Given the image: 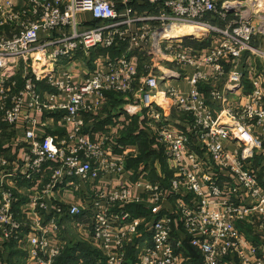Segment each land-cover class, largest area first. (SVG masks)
<instances>
[{"label": "built area", "instance_id": "built-area-1", "mask_svg": "<svg viewBox=\"0 0 264 264\" xmlns=\"http://www.w3.org/2000/svg\"><path fill=\"white\" fill-rule=\"evenodd\" d=\"M19 1L0 4V126L14 129L24 117L32 128L24 132L22 160L10 161L0 152L2 242L23 244L29 264H55L64 248L60 219L75 220L84 213L80 205H58L59 194L69 186L78 191L79 182L121 174L123 161L108 159L104 142L80 137L75 144L54 149L49 136L37 139L36 122L29 113L50 107L39 93L37 75L27 74L25 67L19 89L6 75L21 63H57L102 48L121 52L105 64L106 71L93 73L80 85L72 82L68 72L62 74V80L54 73L46 75L52 88L48 102L64 97V104L59 105L65 113L61 121L72 124L76 133L82 125L79 115L100 107L107 92L135 91L139 77L134 52L149 57L154 69L140 80L145 87L141 102L155 129V144L173 169L168 189L150 182L135 184L145 201L135 196L132 186L94 192L87 208V228L82 229L103 252L104 264H125L129 246L135 253L134 264H180L184 254L173 238L175 226H180L190 246L200 253L202 264H264V251L237 227L249 223L264 232V183L248 166L254 150L260 148L256 129L264 138V92L256 79L249 78L247 101L234 104L245 89L241 58L251 51L256 34L253 19L260 16L247 17L241 11L244 0ZM85 13L94 23L82 28L78 17ZM213 20L220 24H211ZM182 26L197 27L214 42L199 54L190 51L182 39L167 38L170 31ZM255 53L264 57V52ZM201 64L209 66L215 77L228 75L223 90L210 93L221 106L219 114L201 94L200 83L211 77L201 70ZM186 67L194 69L187 92L165 84L186 79L178 71ZM164 105L187 117L188 133L169 127L163 119ZM226 143L234 148L228 149ZM22 181L29 183L23 189L27 201L16 212L14 191ZM168 199L173 201L172 214L154 213L148 239L138 240L141 219L126 207L145 202L156 208Z\"/></svg>", "mask_w": 264, "mask_h": 264}, {"label": "crops", "instance_id": "crops-1", "mask_svg": "<svg viewBox=\"0 0 264 264\" xmlns=\"http://www.w3.org/2000/svg\"><path fill=\"white\" fill-rule=\"evenodd\" d=\"M4 1L5 0H0V4ZM13 1L15 4L20 3L19 0ZM143 8L144 7H141V9ZM78 19L82 23V28L90 27V25L94 23L91 16L87 13L80 14ZM253 24L256 27V34L250 43L251 51L245 52L241 58V70L244 74L243 83L245 89L234 99V104H242L247 101L245 95L251 90L249 78L256 79L259 87L264 92V57L258 56V54L255 53L256 50L264 52V26L262 25V19H253ZM201 34H203V32H197L190 36H193L191 38L196 39V36L200 37ZM186 38L182 39V41L184 40L183 44L185 46L188 44L189 46L187 47L192 52L202 54L207 50V47L210 46L207 45V42L201 40L206 38V36H203L198 40ZM120 52L121 50L96 48L87 54L77 53L71 60L58 59L57 63L52 62L51 60L28 62L27 64L21 63L20 66L12 70V72H6V75L9 76L8 79L16 82L17 89L22 87V77L25 73V67L27 74L33 75L34 72L37 75L36 85L43 101L50 103V107L42 112L29 113L30 118L34 119L36 122L34 132L37 139L49 136L52 139L53 148L58 149L65 143L72 145L77 143L80 137H88L97 143L104 142L103 152L108 159H121L123 161V170L119 176L112 174L96 181L91 180L89 182H79L78 191L73 192V189L69 186L59 194L60 200L57 204L63 208H69L73 205H80L83 208L84 217H78L82 218V220L88 217L87 208L89 207L91 197L97 190H113L122 186H132L135 196H141L142 200L145 201V196L143 195L142 190L135 187L136 183H156L160 184L163 188L168 189L169 182L173 176V169L171 168L172 164L166 160L162 148L155 144V129L150 126L149 122L151 120L141 102L145 87L140 83V80L146 77L154 69L149 57L143 56V54L139 52H134V64L137 68L139 77L135 91L132 94L107 92L105 95V101L100 107L91 108L79 115L78 119L82 121V125L80 126V130L76 133L74 132L75 128L72 124L61 121V118L65 113L64 110L59 109V105L64 104V97L57 98L53 102H48L47 94L51 92L52 88L46 83V75H52L54 73L53 75H55L58 80H62V74L68 72L71 74L72 82L76 85H80L93 73L97 71H106L105 64L116 59ZM201 70L209 76L211 75L208 81L200 83L199 88L201 94L206 99L207 103L211 105L213 111L219 114L221 106L217 101L211 98L210 93L213 89L222 91L228 79V75L224 74L220 78L215 77L213 75V70L205 64H201ZM178 71L186 74V79L168 80L165 84L167 86H174L180 91L187 92L189 90L188 78L194 73V69L186 67L179 69ZM162 90L163 88L161 86L160 91ZM161 100L163 99L161 98ZM161 108H163V119L172 130L177 133L189 132V122L184 114L176 111L171 106L164 105ZM26 113L27 106L25 104L23 107V116ZM31 128L32 127L24 120V117L19 118L14 129L0 126V152L8 158V160H22L26 151L24 132ZM256 134L257 136H260V148L254 150L253 158L248 160V162H250L248 166L257 173V176L263 185L264 138L260 135L259 129H256ZM225 145L228 149L234 148L230 143H226ZM193 151L199 155L203 154L200 148H194ZM224 181L226 180L224 179ZM27 185H29L28 182L22 181L17 185L16 190L14 191L16 197L14 210L16 212H20V209L25 206L27 196L23 189H25ZM46 199L49 201V198ZM20 200L21 202L19 203ZM131 206L141 207V211H138V215L130 212L129 207ZM172 209V199L165 200V202L156 208L145 202L131 204L126 207V210L135 217L141 219L142 224L140 226V236L138 237V240L144 239V235L146 236L149 234L154 213L160 212L172 214ZM90 214H92V212ZM62 220L67 221L71 227L76 226L74 222H70L72 220L69 218H61L59 224ZM239 225L243 228L245 227L248 234H245V231L241 230ZM70 226H67L69 228L61 229L60 225V242L64 245L62 253L71 241H78L92 251H90L89 254L86 252H76V261L73 263L81 262L82 264H87V262H89L90 264H104L105 257L103 252L98 245L91 240L87 232L82 229L84 225L82 223L80 224V231H75L73 228L71 229ZM237 227L249 240L260 244V246H262V251H264V232H261L259 227L249 223H238ZM64 229H66V232ZM173 238L174 241L180 242V249L184 254V258L180 264H188L191 260L196 261L195 264H202L200 253L195 248L191 246L194 251L193 255L189 254L187 251V247L190 244L180 226L174 227ZM133 251L134 250L131 246L127 248L125 264H134L135 253ZM27 255V249L23 247V244L18 245L14 242L5 243L2 242L0 238L1 264H29L26 257ZM197 255L199 257L198 260ZM233 264L235 263L233 262Z\"/></svg>", "mask_w": 264, "mask_h": 264}, {"label": "rangeland", "instance_id": "rangeland-1", "mask_svg": "<svg viewBox=\"0 0 264 264\" xmlns=\"http://www.w3.org/2000/svg\"><path fill=\"white\" fill-rule=\"evenodd\" d=\"M241 11L243 12V13H245L246 15H247V17H256V16H260V19H262V21H263V26H264V0H244V3L242 4V7H241ZM258 12V14H255V13H257ZM256 20H258V19H256ZM211 24H213V25H215V26H217V25H219L220 23L219 22H217L216 20H213V21H211L210 22ZM207 34L206 33H204L203 32V35L202 36H200V37H198V36H196L197 38V40L198 39H201V37H205ZM188 38H186V39H194V38H191V36L189 37V36H187ZM196 39H194V40H196ZM201 40H203L204 42H207V45L209 46L212 42H214V39L213 38H204V39H201ZM182 42H184V40L182 41ZM188 45V44H187ZM189 46V45H188ZM136 57H138V56H136ZM140 57V56H139ZM150 60V59H149ZM21 195V194H20ZM21 202V200L19 201V203ZM155 217V216H154ZM153 219V218H152ZM85 220H87V217L86 218H84L83 220H82V218H76L75 220H72V221H70V222H74V224L76 225V226H73V227H71L68 223H67V221H64V220H62L61 221V223H60V225H61V229H63V227L64 228H69V227H67V226H70V228L72 229H74L75 231L77 230H79L80 231V228H81V226H80V224L82 223L84 226H85V228H87V225H86V222H85ZM87 222H88V220H87ZM78 223V224H77ZM144 225V224H143ZM80 226V227H79ZM240 226V228H241V230H243V231H245V234H248V231H247V229H245V227L243 228L241 225H239ZM62 231V230H61ZM63 232V231H62ZM258 242V241H257ZM255 244H257L258 246H260V244H258V243H255ZM261 247V249H262V246H260ZM130 258V257H129ZM1 264V263H0Z\"/></svg>", "mask_w": 264, "mask_h": 264}, {"label": "trees", "instance_id": "trees-1", "mask_svg": "<svg viewBox=\"0 0 264 264\" xmlns=\"http://www.w3.org/2000/svg\"><path fill=\"white\" fill-rule=\"evenodd\" d=\"M140 208H141L140 206H131V207H129V210H130L131 213H133L135 215H138L139 214L138 211H141ZM64 230L66 232V229H64ZM148 235L149 234H147L146 236L144 235V238H146V237L148 238ZM90 251H92V250H90L88 247H86L81 242H78V241L72 242L71 241L70 244L67 245V247L65 248V251L62 253V255L56 259L55 264H72L73 262L76 261L75 260L76 252H79V253L86 252L87 254H89ZM187 251L189 252V254L193 255L194 251H193V248L190 245H188ZM131 254H133V253H131ZM198 259H199V257L197 255V260ZM195 263H196V261H192L191 260L188 264H195ZM87 264H90V263L87 262Z\"/></svg>", "mask_w": 264, "mask_h": 264}, {"label": "bare ground", "instance_id": "bare-ground-1", "mask_svg": "<svg viewBox=\"0 0 264 264\" xmlns=\"http://www.w3.org/2000/svg\"><path fill=\"white\" fill-rule=\"evenodd\" d=\"M197 32H202V31L199 28L194 27V26H182V27H179L178 29H174L170 31L167 35V38L170 40L183 39ZM202 35L203 34H201V36Z\"/></svg>", "mask_w": 264, "mask_h": 264}]
</instances>
